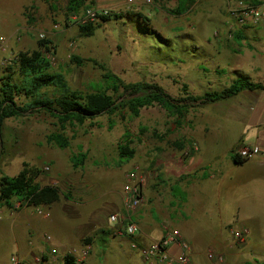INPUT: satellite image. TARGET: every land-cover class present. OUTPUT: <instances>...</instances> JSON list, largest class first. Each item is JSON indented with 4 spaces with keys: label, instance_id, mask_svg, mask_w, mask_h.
Masks as SVG:
<instances>
[{
    "label": "rangeland",
    "instance_id": "rangeland-1",
    "mask_svg": "<svg viewBox=\"0 0 264 264\" xmlns=\"http://www.w3.org/2000/svg\"><path fill=\"white\" fill-rule=\"evenodd\" d=\"M228 1L233 6L239 2L193 0L188 9L178 15L171 12L177 0H85L86 6L109 9L111 16L107 21L95 20L93 34L83 36L75 24L66 26L67 0H0V34L9 36L17 28L21 32L19 39H13L0 57L15 58L19 51L37 48L38 40L45 38L51 41L53 49V53H46L52 70H61L71 88L90 91L94 83L103 82L106 68L125 82H157L176 98L187 93L201 96L206 91H220L229 86L235 78L234 70L241 68L249 72L248 59L234 52L239 48L234 32L244 23L228 11ZM128 12L147 17L152 34L141 32L127 17L121 19L112 15ZM249 22L246 20L247 24ZM56 23L59 28L51 31ZM42 31H45L43 37L39 36ZM73 55L83 61L78 64L72 60ZM8 66L13 67V80L19 81L21 76L12 62L0 65V80L8 73ZM23 99L21 96L16 100ZM237 99L231 96L192 106L181 119L157 104L141 108L138 116H132L126 108L117 109L112 114L85 120L81 125L66 126L63 132L69 137V145L64 149L45 140L47 135L60 130L50 113L33 110L4 119L0 176L24 174L29 182L56 186L60 195L55 204L66 213L60 218L57 216L60 227L66 229L65 236H72L67 234L71 229L73 235L74 231L80 234L79 240L67 242L66 248H53L51 245L60 242L57 229L54 230L56 237H52L46 233L48 230L40 227L37 234L42 233L45 244L37 251V259L26 263L62 264L64 254L70 252L75 255L77 264H145L131 250L125 236H118L117 226L108 221V215L122 208V189L128 172L134 166L139 169L142 203L151 201L159 216H176L171 212L173 208L179 216H184L183 200L175 195L173 188L177 185L182 190L193 189L195 180L180 179V176L195 171L194 165L206 158L209 148L213 147V139H217L213 143L217 149H214L220 152L229 143L237 142L239 135L237 150L253 142L250 133L246 136V132H242V114L233 108ZM129 140L133 155L121 158L118 145ZM177 140L184 144L181 150L171 144ZM79 151L86 152V158L82 165L74 167L70 158ZM202 184L209 186L206 181ZM169 200L178 205L168 203ZM10 204L11 207L0 200V206L3 205L0 264H6V251L14 244V235L27 227L21 216L14 217L11 227L9 209H35L16 197ZM248 225H251L249 240L252 245L257 244L260 228L254 222ZM223 229L231 239V230L244 228L232 222ZM235 245L231 247L233 251L238 248ZM249 255L243 259L241 253L238 264H253Z\"/></svg>",
    "mask_w": 264,
    "mask_h": 264
},
{
    "label": "crops",
    "instance_id": "crops-1",
    "mask_svg": "<svg viewBox=\"0 0 264 264\" xmlns=\"http://www.w3.org/2000/svg\"><path fill=\"white\" fill-rule=\"evenodd\" d=\"M234 38L239 45V48L234 49L235 55L248 59L249 72L241 68L233 72L245 74L254 82L264 83V18L258 25H253L251 21L249 24L246 22L240 24L234 32ZM233 97H238L233 108L243 116L242 132H246V136L250 133L253 139L252 143L241 146H258L260 152L235 164L232 152L235 153L239 148L237 143L241 140L240 135L237 142L229 143L221 152L219 149L215 150L217 146L213 143L217 139H213V147L209 148L206 158L194 165V172L198 175L196 174L197 178L193 179L195 180L193 189L183 188L186 195L181 204L183 209L181 213L184 215L182 217L176 213L175 208L171 212L176 216L164 214L159 216L156 206L146 199L147 201L140 205L134 216L142 227V234L134 240L116 231L118 236H125L131 250L137 253L143 263L145 262L140 253L131 247V242L134 240L139 244H147L152 239L156 240L163 235L164 224H168L178 229L181 237L190 243L192 250L190 256L196 264H238L240 261L237 259L241 253L243 259L246 254H250L253 264H264V231L261 232V228H264V90L242 89ZM203 181L209 183V186L203 185ZM22 202L25 204L26 200ZM55 202L50 205H37L48 213L47 216L41 217L37 215L35 209L30 211L29 207H21L17 211L9 209V216L12 217L11 227L14 217L17 216H21L27 227L14 235V244L6 251L8 256V259L6 256V264H12L10 257L14 253L22 264L33 263L37 259V251H41V245L45 244L42 233L37 234L40 227L48 230L46 233L52 237H56L54 230L57 229L60 242L51 245L52 247L66 248L67 242L79 240L80 234L74 231L75 235H73L72 229L67 233L72 236H65L66 229L60 227L57 216L60 218L66 213L61 212ZM169 202L178 205V202L175 204L173 200ZM1 206L0 211H2ZM62 210L65 212L64 209ZM232 222L247 231L251 227L248 223L254 222L255 226L260 228L258 243L251 244L249 230L244 242L235 245L236 243L232 238H228L223 229L225 226L230 227ZM233 244L238 246L234 251L231 248ZM170 248L174 254L179 252V248L175 245ZM208 251L223 254V263L210 262L206 257Z\"/></svg>",
    "mask_w": 264,
    "mask_h": 264
},
{
    "label": "trees",
    "instance_id": "trees-1",
    "mask_svg": "<svg viewBox=\"0 0 264 264\" xmlns=\"http://www.w3.org/2000/svg\"><path fill=\"white\" fill-rule=\"evenodd\" d=\"M193 0H177V6L171 9L174 14L181 15L189 7ZM85 0H67L66 14L67 25L72 15H78L86 8ZM82 9V10H81ZM81 10V11H80ZM127 14V16H125ZM126 14L114 13L115 18H125L134 22L141 32L150 33L147 26V17L140 13L128 12ZM111 13L99 14L94 20L77 23V27L83 36L93 34L94 21L101 19L107 21ZM153 37V35H151ZM51 41L40 38L37 48L31 51H19L13 59V66L16 67L21 79L13 80V67H6L8 72L0 80V156L2 153L1 125L4 119L18 117L32 112L33 110H43L50 113L59 123L60 130L54 131L45 138L47 143H51L61 149L69 145V137L63 132L68 125L83 124L85 120L92 119L98 115L112 114L117 109L126 108L132 116H138L140 109L153 104L163 107L167 112L181 119L189 111L190 107L209 102L233 97L242 89L264 90V83L254 82L249 76L234 72L235 78L230 85L220 91H206L201 96L187 93L186 96L176 98L167 94L157 82H125L119 75L105 69L102 83H94L90 91H81L71 88L61 70H52L51 60L46 53H53ZM78 64L83 60L77 55L72 56ZM110 91V92H109ZM119 96L120 101L117 96ZM24 99L17 101L18 97ZM111 125V123H110ZM129 141L119 144V154L121 158H129L134 150L129 147ZM175 148L181 150L184 144L181 140L171 143ZM191 153H194L191 151ZM86 152L74 154L70 161L74 167L83 164ZM232 159L235 164L242 162L240 158L232 152ZM197 178L196 172L181 175L180 179ZM204 177V174L202 175ZM179 179V180H180ZM176 196L184 200L186 193L176 185L173 188ZM59 190L56 186L29 182L26 177L0 176V200L11 207L10 200L16 197L20 200H27L28 205H50L59 199ZM104 232H108L103 230ZM22 264V263H18ZM62 264H77L74 254L67 252L63 256Z\"/></svg>",
    "mask_w": 264,
    "mask_h": 264
},
{
    "label": "built area",
    "instance_id": "built-area-1",
    "mask_svg": "<svg viewBox=\"0 0 264 264\" xmlns=\"http://www.w3.org/2000/svg\"><path fill=\"white\" fill-rule=\"evenodd\" d=\"M150 2V0H147ZM229 12L241 23L246 20L251 21L254 25L258 24L264 18V0H251L244 2L239 0L237 5L233 6L228 1ZM109 9L102 6H92L86 8L78 15H72L69 19L68 25L87 22L94 20L99 14L109 13ZM59 24L52 25V30H57ZM20 28H17L9 36L0 34V53L8 47V44L13 39H19ZM45 31L40 32L39 36L43 37ZM11 55V54H10ZM1 56V54H0ZM12 57H0V65H8L13 62ZM260 152L258 146H242L235 152L242 159L249 156L256 155ZM142 176L139 173L138 167L134 166L127 174L126 182L122 189V208L119 212L108 215V221L117 226L116 231L119 234L129 236L136 239L138 235L142 234L141 225L135 220L134 216L142 203ZM27 200L26 203L27 204ZM35 211L40 216H47V212L42 210L39 206L35 207ZM232 238L235 243H243L247 237L248 231L246 229L231 230ZM131 242V247L140 253L141 258L147 264H196L191 258V245L188 241L181 237L178 229L169 226H164V233L156 240H151L147 244H139L137 241ZM177 246L179 252L174 254L171 251V246ZM223 254H216L214 252H207V259L209 261L222 262ZM10 261L12 264H18L19 260L16 255H11Z\"/></svg>",
    "mask_w": 264,
    "mask_h": 264
}]
</instances>
